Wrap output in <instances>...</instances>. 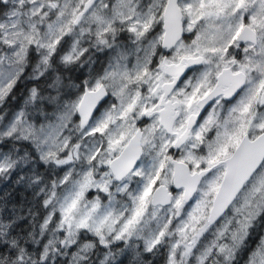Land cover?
<instances>
[{"label":"snow or ice","instance_id":"obj_1","mask_svg":"<svg viewBox=\"0 0 264 264\" xmlns=\"http://www.w3.org/2000/svg\"><path fill=\"white\" fill-rule=\"evenodd\" d=\"M0 264H264V0H0Z\"/></svg>","mask_w":264,"mask_h":264}]
</instances>
